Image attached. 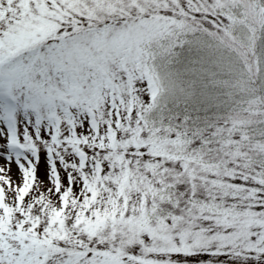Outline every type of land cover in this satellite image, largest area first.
<instances>
[{"label": "snow or ice", "instance_id": "snow-or-ice-1", "mask_svg": "<svg viewBox=\"0 0 264 264\" xmlns=\"http://www.w3.org/2000/svg\"><path fill=\"white\" fill-rule=\"evenodd\" d=\"M0 264H264V0H0Z\"/></svg>", "mask_w": 264, "mask_h": 264}, {"label": "rangeland", "instance_id": "rangeland-1", "mask_svg": "<svg viewBox=\"0 0 264 264\" xmlns=\"http://www.w3.org/2000/svg\"><path fill=\"white\" fill-rule=\"evenodd\" d=\"M16 175H17L16 166L13 164L12 165V176H13L14 179H15Z\"/></svg>", "mask_w": 264, "mask_h": 264}]
</instances>
